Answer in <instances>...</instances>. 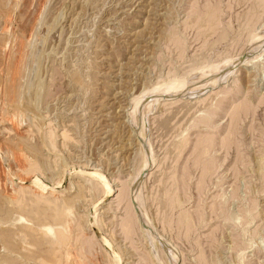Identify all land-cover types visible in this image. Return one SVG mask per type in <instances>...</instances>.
<instances>
[{
  "label": "rangeland",
  "instance_id": "obj_1",
  "mask_svg": "<svg viewBox=\"0 0 264 264\" xmlns=\"http://www.w3.org/2000/svg\"><path fill=\"white\" fill-rule=\"evenodd\" d=\"M0 264H264V0H0Z\"/></svg>",
  "mask_w": 264,
  "mask_h": 264
},
{
  "label": "bare ground",
  "instance_id": "obj_2",
  "mask_svg": "<svg viewBox=\"0 0 264 264\" xmlns=\"http://www.w3.org/2000/svg\"><path fill=\"white\" fill-rule=\"evenodd\" d=\"M18 41H19V39H18ZM19 42H20V41H19ZM21 43H22V42H21ZM21 43H20V44H21ZM23 45H24V44H23ZM18 61H19V60H18ZM21 62H22V61H21ZM13 63H14V62H13ZM14 65H15V64H14ZM18 65H19V64H18ZM20 65H21V64H20ZM22 66H23V65H22ZM15 67H16V66H15ZM18 67H19V66H18ZM11 69H13V68H11ZM14 72H15V70H14ZM18 72H19V71H18ZM20 73H21V72H20ZM14 74H15V73H14ZM14 74H13V76H14ZM12 78H13V77H12ZM15 78H16V77H15ZM15 78H14V79H15ZM14 79H13V80H14ZM10 80H11V79H10ZM14 81H15V80H14ZM16 81H17V80H16ZM11 82H12V80H11ZM13 83H14V82H13ZM19 83H20V82H19ZM19 83H18V84H19ZM7 84H8V82H7ZM9 84H10V83H9ZM14 84H15V83H14ZM14 84H13V86H14ZM11 85H12V84H11ZM16 87H18V86H16ZM20 87H21V86H20ZM8 89H9V88H8ZM10 89H11V88H10ZM12 90H13V89H12ZM14 92H15V91H14ZM14 92H13V93H14ZM8 93H9V92H8ZM15 94H16V93H15ZM12 95H13V94H12ZM11 97H12V96H11ZM107 187H108V185H107ZM109 190H111V189L109 188Z\"/></svg>",
  "mask_w": 264,
  "mask_h": 264
}]
</instances>
